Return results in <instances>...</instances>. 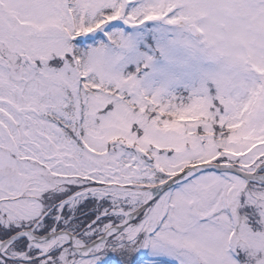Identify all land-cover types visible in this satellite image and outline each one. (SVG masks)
<instances>
[{"label":"snow or ice","instance_id":"1","mask_svg":"<svg viewBox=\"0 0 264 264\" xmlns=\"http://www.w3.org/2000/svg\"><path fill=\"white\" fill-rule=\"evenodd\" d=\"M0 264H264V0H0Z\"/></svg>","mask_w":264,"mask_h":264}]
</instances>
